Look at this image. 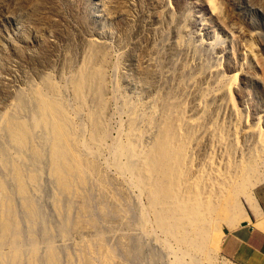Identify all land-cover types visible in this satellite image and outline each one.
I'll return each instance as SVG.
<instances>
[{"label":"rangeland","instance_id":"rangeland-1","mask_svg":"<svg viewBox=\"0 0 264 264\" xmlns=\"http://www.w3.org/2000/svg\"><path fill=\"white\" fill-rule=\"evenodd\" d=\"M263 193L264 0H0V264H223Z\"/></svg>","mask_w":264,"mask_h":264},{"label":"bare ground","instance_id":"bare-ground-1","mask_svg":"<svg viewBox=\"0 0 264 264\" xmlns=\"http://www.w3.org/2000/svg\"><path fill=\"white\" fill-rule=\"evenodd\" d=\"M45 113V118L49 120L51 122V125L53 126L54 139L57 144L54 148V152L60 155V149L58 148L65 145L70 140V136L67 134V132L61 125L55 124V120L58 116V111L52 103L46 102ZM170 146V137L167 134H163L162 137L159 139L156 148L151 153V158L147 165L148 175L157 172L164 180L162 191L167 196H169L170 194L172 196L176 190L177 184L175 176L177 175L180 168L177 164V153L174 152ZM118 150L119 153L122 152V149ZM63 152L64 153L62 155H68L67 151ZM58 171L60 170L58 169ZM193 206L194 205H191V203H188L187 207H184V212L186 213V215H184L183 217H185V220L178 222L179 224L183 223L181 225L182 228H184L183 226L186 225L193 226L196 220L203 219L206 216L205 211L195 208ZM188 217L191 218V221H187ZM164 218L165 217L162 214L159 219L160 223H164ZM232 225L234 226V221ZM197 234L199 238V244L205 245L206 248L209 244V252H212L213 250H219L221 248V244L223 241V233L215 235L211 240H209L208 235L203 231H198ZM182 239L184 240L183 237Z\"/></svg>","mask_w":264,"mask_h":264},{"label":"crops","instance_id":"crops-1","mask_svg":"<svg viewBox=\"0 0 264 264\" xmlns=\"http://www.w3.org/2000/svg\"><path fill=\"white\" fill-rule=\"evenodd\" d=\"M257 204L259 213L253 211V207L249 205L248 220H244L239 229L229 232L226 236L223 234V253L238 264H264V229L256 226L260 220L264 223L261 218L262 214L264 215V193L259 195Z\"/></svg>","mask_w":264,"mask_h":264},{"label":"built area","instance_id":"built-area-1","mask_svg":"<svg viewBox=\"0 0 264 264\" xmlns=\"http://www.w3.org/2000/svg\"><path fill=\"white\" fill-rule=\"evenodd\" d=\"M223 264H238V263L236 261H234V260L225 259Z\"/></svg>","mask_w":264,"mask_h":264}]
</instances>
